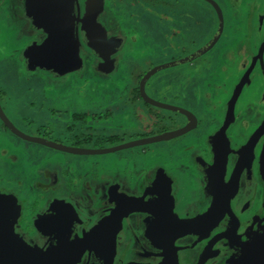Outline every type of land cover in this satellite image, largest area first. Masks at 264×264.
Returning <instances> with one entry per match:
<instances>
[{
  "label": "flooded vegetation",
  "instance_id": "1",
  "mask_svg": "<svg viewBox=\"0 0 264 264\" xmlns=\"http://www.w3.org/2000/svg\"><path fill=\"white\" fill-rule=\"evenodd\" d=\"M87 1L77 0V17L87 13ZM145 1L93 0L90 9L101 5L98 21L107 31L108 38L119 39L125 49L139 46L151 51L161 46L183 55L171 54L172 60L166 64L186 60L204 48L214 39L222 24L221 35L210 51L195 60L158 72L147 82V96L170 106V109L148 103L140 91L143 77L155 67L166 65L158 64L137 74V83L134 82L137 91L126 94L125 99L120 97L122 94L118 95L116 100H120L115 107L109 102L112 99H108L109 104L104 107L119 110L118 118L103 113L104 122L100 124L98 115L101 113L97 109L91 115H72L79 119L70 118L72 122L67 125V119L60 117L61 111L51 108L50 112L59 113L54 115L58 119L55 127L44 124L27 135L66 147L71 144L70 148L109 149L185 128L190 121L176 109L195 117L194 128L171 141L116 152L154 146L151 155L164 160V164L156 169H133L132 172L130 165L116 169L122 160H79L76 167L66 168L60 156L53 159L46 156L32 173L23 170L17 155L6 156L4 149L0 156V200L5 201L0 205V264H28L21 257L22 251L44 258L47 264H61V260L69 261V264H165V243L174 246L176 264H239L242 247L264 230V183L259 165L264 135L256 141L246 165L236 172L246 145L264 126V0H212L219 6L221 15L211 3L202 0L214 14L215 31L212 34L208 12L201 4L173 0L159 5L155 0ZM111 2L123 14H126L124 11L129 13L124 16L128 24L110 8ZM26 3V0H0V21L6 20V26L17 24L24 35L32 37L30 43L41 44L45 35L32 31L31 21L25 16ZM169 6L173 7L172 10H168ZM82 53L88 54L89 51L83 48ZM181 67L183 70L172 73ZM168 71L171 73L165 90L169 92L170 101L164 99L166 94L163 98L149 95L148 84ZM241 82L243 89L239 92ZM237 93V100L232 104ZM139 103L145 104V108L139 109ZM1 106L12 122L3 103ZM93 106L103 108L99 104ZM153 107L169 111L167 117L152 111ZM231 111L233 116L230 119ZM126 115H133V124L131 120L121 121ZM87 116L95 121L86 122ZM202 119L207 125L200 130ZM165 122L169 129L156 128L153 132V126L166 125ZM227 123L229 127L225 135L217 138ZM1 124L2 129L8 131ZM74 124L82 131L100 124L103 132L111 134L106 140H98L111 146L104 147L96 140L92 148H86L93 140L84 132H81L84 134L82 139L71 134L72 143L51 137L52 130L65 127L70 130ZM142 127L149 131L138 136L126 131ZM216 158L219 160L217 165ZM208 165L214 168L217 180L221 182L219 197L215 196L217 194L213 197L206 195L203 172ZM81 169L83 174L78 173ZM233 175V194L229 199L231 213H224L207 233L203 221L210 215L217 198L218 205H221V197ZM56 199L69 201L72 211L66 206L53 208L52 202ZM131 201L139 203V210L121 220L113 239L107 236L102 243L99 239L89 241L104 221ZM183 223L188 225L184 226L187 230H183L184 234L178 232L174 235L176 227L183 226ZM233 227H236L235 233L225 236ZM66 257L69 260L62 259ZM249 264H264V258Z\"/></svg>",
  "mask_w": 264,
  "mask_h": 264
},
{
  "label": "water",
  "instance_id": "2",
  "mask_svg": "<svg viewBox=\"0 0 264 264\" xmlns=\"http://www.w3.org/2000/svg\"><path fill=\"white\" fill-rule=\"evenodd\" d=\"M211 3L221 15L220 8L217 6L212 0H205ZM26 13L25 16L27 19L31 21L32 30L42 33L45 35V40L39 44L37 42H33L23 53V57L25 59L27 70L35 71L39 69L40 71L47 72L55 78H60L66 76L71 72L79 71L82 67V60L80 58V46L81 41L85 46L89 47L93 50L100 58H103L105 61L108 57L116 50L119 43L118 40L107 39L106 30L101 27L97 23V17L91 19L90 17H85L83 20L79 21L78 18L74 16V6L76 0H26ZM89 5L87 2V9ZM98 15V14H97ZM80 23V33L77 30V24ZM222 32V24L221 27L214 37V39L206 45L204 48L194 53L186 60H181L179 62H175L172 64L161 65L155 67L151 71H149L142 79L140 84V91L142 97L150 104L154 106H158L164 109H170V106L156 102L150 99L145 91V87L147 82L158 72L166 70L167 68L186 63L192 60H195L202 55L206 54L211 48L214 46L215 42L218 40ZM81 40V41H80ZM111 44L107 46L106 44ZM107 54H109L107 56ZM243 89V82L239 84V92ZM241 90V91H240ZM238 93L234 95L232 104L237 100ZM179 113H183L186 115L190 121L189 125L185 128L180 129L178 131L164 133L162 135L151 137L143 140L134 141L131 143L115 146L109 149L102 150H91V149H79V148H70L58 143H53L47 141L45 139L31 137L29 135L21 132L17 127L8 119L4 110L0 103V119L4 126L12 132L17 137L32 143H36L39 145H43L45 147H49L51 149H55L58 151H63L67 153L77 154V155H106L116 153L125 149L135 148V147H143L152 144L162 143L174 140L179 138L185 134H188L194 128L193 120L195 121V117L187 112L176 109ZM233 116V112L231 111L230 119ZM229 124L227 123L225 127L218 134L217 138H221L225 135V132ZM264 135V126L261 127L252 137V139L246 145L244 152L241 154L240 162L238 166L237 173L240 171L242 166L246 165L247 159L252 155L253 149L255 147L256 141ZM218 159L216 158L215 164H218ZM260 175L261 179L264 183V148L261 153L260 158ZM214 168H212V171ZM236 173V175H237ZM235 175L230 179L228 185L226 186L225 192L221 198V205H218V198L215 201V205L213 210L209 213L203 223L205 232H210L215 224L219 222V220L225 215L224 213H231L229 199L231 194H233V186H234V178ZM219 197L218 194L215 195ZM1 203V202H0ZM127 203V205L118 209L115 215L111 216L108 221H104L102 225L97 229V232L94 233L92 238L89 241L94 239H99L102 243L104 239L112 236L114 237V232L120 228L121 220L129 213H133L139 210V206L137 202L131 201ZM236 222V221H235ZM202 223H200L201 225ZM183 226L176 227V232L174 235H177L178 232L180 234H184L183 230H187L184 226H188L187 224ZM191 227V226H189ZM188 227V228H189ZM178 228V231H177ZM236 227H233L231 230L226 232L224 235L229 236L235 233ZM6 235H8L6 233ZM111 239V238H110ZM88 241V242H89ZM164 251H166V262L165 264H176L177 259L174 252V246L170 243H165L163 246ZM209 251V250H207ZM242 259L239 264H249L254 260H261L264 258V230L259 231L256 235L255 239L251 240V242L247 243L242 247ZM23 256V257H22ZM21 257L28 264H47L44 258H41L37 255L26 254L25 251H22ZM68 257V256H67ZM62 258L65 260H69V258ZM61 264H69V261L61 260Z\"/></svg>",
  "mask_w": 264,
  "mask_h": 264
},
{
  "label": "rangeland",
  "instance_id": "3",
  "mask_svg": "<svg viewBox=\"0 0 264 264\" xmlns=\"http://www.w3.org/2000/svg\"><path fill=\"white\" fill-rule=\"evenodd\" d=\"M146 1L153 2L152 0ZM172 1L173 0H155V2H157V4L159 5L163 3H172ZM110 5V8L120 18H123L124 21L128 24L124 16L129 13L124 11L126 14H123V12H121L112 2L110 3ZM169 7L170 8L168 10H172L173 7ZM30 38L32 37L24 35L22 31L19 30V26L17 24L6 26V20L0 21V100L3 103V107L5 108L6 113L11 118L13 123L18 127L20 131L28 134L30 132H34L39 126L46 124L45 120L49 115L58 116V112H49L52 107L64 108L65 106L68 107L76 104L78 109L77 113L88 114V111L86 110L87 108H96L98 106L93 105L99 104V107H103L101 109L96 108L101 113L98 115V117L101 119L100 124H103L104 122V117H101L103 113L118 117V115H115V113L118 114L117 111H113L114 109L109 108L110 106H108L107 108L104 107V105L109 104L108 99H112H110L111 101L109 102L113 103L112 107H115L118 104L117 101L120 100H116V98H118V95L122 94L120 95V97H122V99H125L124 96H126V94L137 91L135 87L137 86L136 74L138 72H141V70H147L150 67L152 68L154 65L156 66L158 64L168 63L169 60H172L171 54L175 55L176 57L183 56L181 53L178 54L176 53L177 51L169 49L168 47L166 49H163L161 46H158L149 51L150 49L147 50L145 48L143 49V47L135 46L134 49L128 48L127 50H123L120 53V58L122 59V61H125L123 62L122 69L115 70V73H113L111 77H99L95 73L86 70V73L83 76L86 78H79V76L77 75H71L65 78L62 83L58 84L56 79H54L55 77H49L48 75L43 74V72L36 74L26 72L22 60V52L23 49L30 43ZM183 54L185 53L183 52ZM79 56L81 60L84 59L87 64L89 62L90 66L93 64L92 59L87 54H80ZM183 68L184 67L175 69L172 71V73H176L178 70H183ZM170 73L171 72L168 71L157 76L155 80L153 79L147 86V93L154 96L155 98H163V95L166 94L164 99L170 101V96H168L169 92L165 90L167 86L166 83H168L167 79ZM29 78L33 80L27 82ZM158 79L161 80L158 81ZM49 82L55 84L56 86H52ZM70 98H72V102H70ZM42 104L44 109L42 107ZM139 104L140 107L145 108V104ZM139 104H137L136 106H139ZM120 105L123 106L122 101L120 102ZM152 111L159 113L154 109ZM65 113H67V115ZM134 115L135 118H137L136 113ZM60 117L67 120L73 118L69 110H66V112H61ZM76 119H79V117ZM91 120H93L92 117H86V122ZM129 120H131V124H133L134 117L132 116L130 118L128 115H126V117L122 116L121 121L128 122ZM94 121L95 119L92 121V123ZM108 121H110V119ZM65 123L69 125L68 122ZM166 123L167 122H165V124ZM202 124L203 126L200 128V130H202V128L207 125V122L205 123L204 119H202ZM159 125V127L153 126V132L156 131V128L169 129L168 124ZM95 129L96 128L93 124L91 127V131L86 133V131H82L80 129L79 125H75V127H70V130L66 129L65 127V129L63 130H52L50 133L52 135L51 137L53 138H59L60 141H63L65 143H72V137H70L71 134H77L80 139H82L81 135L84 136L85 134L87 138L94 140L95 137H92V135ZM81 132H84V134H81ZM206 132H209V130L201 131V133L203 134H205ZM3 144L9 145L13 150L16 149V145L21 146L18 148L19 150L17 149L15 151L25 150L24 153L27 157L23 156L22 159L24 170L28 166L29 169L27 170H33L35 166L33 165V161L28 158L29 155L27 154L26 150L33 152L29 146L33 145L34 148H37L39 145L22 141L19 137L14 136L11 133H8L7 135L2 134L0 136V148ZM48 152L49 154H54L61 157L64 156L63 154H58L53 151ZM123 156H120L123 158H121L122 164H119L118 168H125L131 163V159L129 157L126 158V156H129V154H124Z\"/></svg>",
  "mask_w": 264,
  "mask_h": 264
},
{
  "label": "crops",
  "instance_id": "4",
  "mask_svg": "<svg viewBox=\"0 0 264 264\" xmlns=\"http://www.w3.org/2000/svg\"><path fill=\"white\" fill-rule=\"evenodd\" d=\"M92 1L93 0H88V5H89V8L86 10V14H84L82 17H81V14L78 15V17L75 15V8H76V3H77V0H76V3H75V6H74V16L76 18L79 19V21L83 20L85 17H90L91 19H93L94 17H97V23L101 26L102 24L98 21V15L101 13V5L99 6V8H96V9H90V5L92 4ZM183 1H186L190 4H201L204 6L205 10H207L208 12V17H209V21H210V26H209V30H210V34H212L214 31H215V25H214V14L212 12V9L211 7L205 3L204 1L202 0H183ZM98 14V15H97ZM81 24L78 23L77 24V30H78V33H80V26ZM104 28V27H103ZM105 29V28H104ZM107 33V31H106ZM209 34V35H210ZM107 39L108 40H113V39H116V38H111L109 39L108 38V33H107ZM118 40V47L116 48V50L108 57V59L105 61L103 58H100L93 50H91L89 47L85 46L84 43L81 41V46H80V54L81 55H86V54H83L82 53V49L83 48H87L89 53L87 54L89 57H93L96 61L92 62L93 64L90 66L89 65V62L87 64L86 61H84V59L82 60V67L80 68L79 71H76V72H71L69 74H67L66 76H63V77H60V78H54L56 79V81L59 83H62L65 78L71 76V75H77L79 76V78H86V77H83L85 75V71L86 70H89V72H92V73H95L96 75H98L99 77H111V75L113 73H115V70H121L122 69V66H123V62L125 61H122V59L120 58V53L124 50H127V49H124L123 47V42L121 43L119 41V39H116ZM114 41V40H113ZM109 43H112L109 42ZM107 43L106 45L107 46H110L111 44ZM32 43L28 44L24 49H23V52H22V60H23V64L25 66V70L27 73H32V74H36V73H40V72H43V71H40L39 69H36L35 71H32V70H27V65H26V62H25V59L23 57V53L24 51L26 50V48H28ZM134 49V47L132 48ZM133 51V50H132ZM109 54H107L108 56ZM167 70V69H166ZM145 70H141V72H138L137 74H140V73H143ZM161 72H165V70L161 71ZM43 74H46L48 75L49 77H52V75H50L49 73L47 72H43ZM136 74V75H137ZM33 79H30L27 80V82L31 81ZM35 80V79H34ZM50 83V82H49ZM52 86H56L55 84L53 83H50ZM72 98H70L71 100ZM2 103V102H1ZM42 107H43V104H42ZM139 107V106H138ZM54 108V107H52ZM66 108H68L67 110H69V112L72 114V115H75V114H80V115H85L86 113H77L78 109H77V106H68V107H65V108H54V109H57L61 112H64L63 110H65L66 112ZM142 108V107H139V109ZM154 109H156L159 114L161 116H165L167 117L168 115V112L169 111H166V110H162V109H158V108H155L153 107ZM88 111V114L90 113H96L97 109L94 108V107H91V109L87 108L86 109ZM50 112V111H49ZM68 112V111H67ZM118 114H120V111L118 110L117 111ZM115 113V115H118ZM133 116V115H132ZM118 117H113V119H116ZM131 118V116H130ZM11 119V118H10ZM13 122V121H12ZM67 122H72V119L70 120H67ZM2 121L0 119V136L2 134H5L7 135L8 133L10 134H13L12 132H10L9 130H5V129H2ZM45 123L49 126H54L58 123V119L55 117V116H51L49 115L48 118L45 120ZM71 124V123H70ZM82 125V124H80ZM100 124L98 125H94L95 126V131L92 135V137H95V139L93 141H91L90 143H92L90 145V147L86 146V148H92L93 145H95V142L96 140L98 142H100V140L98 139H105L107 137L110 136V132H103V130H101L103 127L99 126ZM84 127V125H83ZM134 127V126H133ZM142 130V131H141ZM151 130V129H150ZM86 133L90 132L91 131V128L90 129H87L86 128ZM129 134H132V135H136L138 136L139 134H142L144 132H148L149 130H145L144 127H142L141 129H137V128H130V129H127L126 130ZM22 132V131H21ZM127 133V134H128ZM26 135L28 133H25ZM128 134V135H129ZM14 135V134H13ZM90 135V134H88ZM16 136V135H14ZM31 136V135H29ZM100 138H99V137ZM32 137V136H31ZM71 137V136H70ZM21 139V138H20ZM22 141H25L23 139H21ZM47 141H50V142H53L55 143L54 141L52 140H48ZM28 142V141H26ZM12 143V142H11ZM28 143H32V142H28ZM101 144H103L104 147H110L111 145L107 144L106 142H100ZM32 144H35V145H39V144H36V143H32ZM71 145V144H70ZM67 146V147H71V146ZM19 147V145H16V149L17 150ZM30 149L33 151H29V150H26L27 151V154L29 155L28 158L31 159V161H33V165L35 166L33 168V170H27L29 169V166L25 169L27 172H34L36 171V169L38 168V166H40V163L43 161L42 159L44 157H51V159L55 158L53 156H58V155H54V154H49L48 151H53L55 153H58V154H63L64 156L61 157L64 159V162L66 163V168L68 166H72V167H76V164H77V161L79 160H82V161H89V162H95V161H101V162H115V161H120L122 160L121 158H123L124 154H129V156H126L129 157L131 160L132 163H130V169H131V172L133 169H135L136 171H141L143 169H149V168H158V167H161V164L163 163L164 164V160H161V159H157L155 157H153L151 155V151L153 149L154 146L150 147V148H138V149H133V150H130V151H124V152H121V153H112V154H106V155H94V156H90V155H77V154H72V153H67V152H63V151H58V150H55V149H51L49 147H45L43 145H39L37 148H34L33 145L29 146ZM28 147V148H29ZM6 150L7 151V155L6 156H13V155H17L18 156V161H20V164H22L23 166V156L24 157H27L26 154L24 153L25 150L23 151H15L13 149H11V147L7 144H3L1 145V148H0V156H1V153L3 150ZM155 149V148H154ZM19 150V149H18ZM120 156H123V157H120ZM33 157V158H32ZM34 159V160H33ZM47 161V160H46ZM35 162V163H34ZM29 163V162H28ZM43 164V163H42ZM9 165V163H8ZM30 165V164H29ZM127 165V166H129ZM19 166V165H18ZM21 166V165H20ZM119 165H117V168L116 169H119L120 170V167L118 168ZM18 167H15V169H17ZM23 170H24V167H23ZM22 170V171H23ZM78 173L80 174H83L84 171L83 169H81L80 171H78ZM203 176H204V180H205V183L207 184V189H206V195L209 197H213L215 194L219 193L221 190H220V187H221V182H218L217 180V176H216V172L213 170L212 171V168L211 166H206L205 169H204V172H203ZM31 177V176H30ZM168 199V198H167ZM0 205H3V203H5V201L3 200H0ZM9 205V203H7ZM11 204V203H10ZM52 204L54 205L53 208H56V206H66L68 207L71 211L73 209V207L70 205V202L69 201H65V200H62V199H56L52 202ZM0 210H1V207H0ZM14 211L16 210L15 207L13 209Z\"/></svg>",
  "mask_w": 264,
  "mask_h": 264
}]
</instances>
